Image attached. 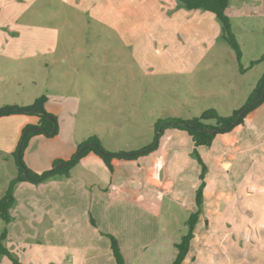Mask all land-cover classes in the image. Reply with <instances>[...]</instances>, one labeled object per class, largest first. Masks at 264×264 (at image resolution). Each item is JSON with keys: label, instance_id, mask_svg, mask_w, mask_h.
I'll list each match as a JSON object with an SVG mask.
<instances>
[{"label": "rangeland", "instance_id": "rangeland-1", "mask_svg": "<svg viewBox=\"0 0 264 264\" xmlns=\"http://www.w3.org/2000/svg\"><path fill=\"white\" fill-rule=\"evenodd\" d=\"M129 4L127 0L83 1L81 6L90 9L82 13L74 12L73 0H40L32 6L31 10L35 11L32 23L38 25L40 20L41 27L58 30L57 47L53 53L44 54L43 59L63 58L67 63L62 71L56 60L51 73L24 76L17 65L9 71V79L5 80L8 90L0 95V102L17 100L30 105L39 96L46 95L58 124L56 136L33 138L24 153L28 150L27 153L38 158L54 153L71 157L76 152L75 142L88 135L100 138L109 150L138 153L146 144L154 143L155 123L159 119L189 120L207 110L229 117L245 104L264 72V63L250 67L264 52V0H229L225 14L240 46L239 61L224 41L211 39L214 29L209 21L203 22L201 28L188 25L175 33L159 34L155 25L152 27L155 31L148 33L144 26L147 23L150 28L154 26L152 21L155 23L157 16L146 15L141 10L138 16L122 12V7L130 8ZM99 10L102 11L100 17ZM212 17L219 33L220 24ZM127 24L135 30L132 36L135 41L149 44L135 55L137 59H132L130 48L124 45V40H129L128 34L122 32L124 37L121 38V32L116 33L114 29ZM38 34L39 31L29 32L26 39L30 41ZM11 35L18 37V33ZM164 41L170 43V47H164ZM196 45L197 55L201 54L199 59ZM185 55L187 62L182 59ZM99 59L104 63H98ZM240 68L245 71L241 72ZM100 74L110 79L104 80L102 76L100 79ZM77 100L78 111L72 113L66 109ZM207 124H215V121H207ZM250 142L252 150L248 156L254 159L247 162L250 170L236 171L233 178L238 180H232L230 199L224 198L217 207L221 219L202 227L206 235L198 243L199 264H264V135H252ZM157 145L156 150L139 157L146 163L148 179L150 168H167L170 155L174 153L172 147L181 152L190 149L186 155L199 167L193 148H188L192 142L187 133L165 128L158 136ZM205 150L203 148L202 154ZM58 161L54 159L52 166ZM40 165L41 170L51 166L44 160ZM189 168L186 174L191 177ZM166 207L154 210L172 238L178 239V234L186 231L182 224L186 213L177 212L173 204L171 210ZM4 227L0 219V233ZM33 254L35 252L27 250L26 257L34 259ZM3 259L8 263L7 257Z\"/></svg>", "mask_w": 264, "mask_h": 264}, {"label": "crops", "instance_id": "crops-1", "mask_svg": "<svg viewBox=\"0 0 264 264\" xmlns=\"http://www.w3.org/2000/svg\"><path fill=\"white\" fill-rule=\"evenodd\" d=\"M38 1L40 0H0L1 96L8 90L5 80L9 79V71L13 65H17L24 76L36 72L51 73V67L56 60L58 68L61 67L60 70L66 69L64 66L67 62L63 58L43 59L44 54L53 53L57 47L58 30L41 27L40 20L38 25L32 23L35 11L31 9ZM83 1L86 3L89 0H73L74 12L82 13L90 9L81 6ZM127 1L130 3V8L122 7V12L138 16L141 10L146 15L157 16L156 22L152 21L154 26L151 25L150 28L148 23L144 26L148 33H153L155 25L159 34L160 32L175 33L188 25L201 28L203 22L209 21L214 29V37L211 39L220 38L224 41L221 38V28L218 33L217 25L213 21V14L208 16L200 10L187 11L178 7L175 0ZM98 13L100 17L102 11L99 10ZM99 20L101 21L100 18ZM102 21L104 22L103 19ZM114 29L116 33L121 32L119 33L121 38L124 37L122 32L128 34L126 37H129V40L125 39L124 45L130 48L132 59H137L135 55L149 46L147 43L142 44L133 39L135 30L128 24L124 28L114 27ZM34 31H39L38 36L30 41L27 40V33ZM11 33H18V37ZM164 42V47H170V43ZM30 46L32 48H29ZM195 48L197 55L198 45ZM200 55L196 58L199 59ZM182 59L184 62L188 60L186 55ZM98 63H104V60L99 59ZM31 64L34 66L32 67ZM101 76L104 80L110 79L102 74L100 79ZM118 78L121 80V76ZM15 83L21 87L19 82ZM46 97L45 111L53 115L49 98ZM263 102L245 117L243 124L228 133L217 135L209 148L202 146L197 148L202 161L207 166L206 185L203 191L202 213L182 264H199L198 243H201L206 235L202 227L213 225L221 219L217 207L224 198L226 201L230 199L229 193L233 191L232 183L238 180L233 178L236 171L250 170V164L247 162L254 160L248 156L252 150L250 138L252 135H264ZM13 105L28 106L17 100L0 102V108ZM79 108L78 100L66 107L72 113ZM37 122L36 116L28 114L0 117V198L10 180L17 174L14 153L19 147L22 133L27 126H35ZM37 137L44 136L33 138ZM88 137L90 136L75 142V151L77 146ZM98 140L106 152L126 153L109 150L100 138ZM149 145L146 144L141 150ZM192 145L188 148L194 149ZM203 148L206 150L202 154ZM171 151L174 153L170 155L166 169L163 167L149 169L151 180L145 173V161L139 157L133 160H112L113 171L110 172L101 158L89 154L69 170L68 176L57 175L38 184L28 181L18 183L14 188V205L9 210L10 222L4 223V228L7 229L4 247L16 257L19 264H117L111 249L110 237H112L118 247L121 264H171L176 255L174 245L180 241L185 232L179 233L177 240L172 238L154 208L163 209L167 205L166 208L171 210L173 204L177 212H185L186 216L182 222L185 231V222L189 214L195 210L194 195L200 173V167L193 165L194 162L186 155L191 151L190 149L189 152H181L178 148L172 147ZM27 152L29 151L23 153V162L36 174L50 170L54 159L68 161L72 157L54 153L38 158ZM43 160L51 165L47 166L46 170H41V165L38 166ZM184 164L186 166L183 167ZM188 166L191 177L186 174ZM186 182L191 183L187 185ZM210 196H212L211 200ZM169 210L167 213H171ZM171 214L176 219L174 214ZM27 250L35 252L34 259L26 257ZM3 258L5 256L0 258V264H12L10 260L7 263Z\"/></svg>", "mask_w": 264, "mask_h": 264}, {"label": "trees", "instance_id": "trees-1", "mask_svg": "<svg viewBox=\"0 0 264 264\" xmlns=\"http://www.w3.org/2000/svg\"><path fill=\"white\" fill-rule=\"evenodd\" d=\"M177 6L183 8L187 11L200 10L204 12L211 13L218 20L221 28V38L224 42L235 52L236 58L239 61L241 58L240 46L235 38V35L232 32L231 24L228 17L225 14V11L229 5V0H175ZM257 63H264V52L262 55L255 61L250 63V67ZM243 71L244 69H241ZM264 100V72L257 82L255 88L250 93L245 104L238 110H234L229 117H221L213 110H207L201 114L198 118H192L189 120L181 119H159L155 123V132L160 128L162 134L165 128L176 129L183 131L188 134L193 144V157L200 167L199 173V184L195 190L194 195V204L195 210L189 214L185 226L186 231L181 237L180 241L174 245L176 249V255L171 264H182L184 258L186 257L191 240L194 236V229L199 219V216L202 213L203 208V191L205 188V175L207 172V167L202 161L197 148L198 147H207L209 148L214 138L219 134H225L233 130L236 126L244 123L245 117L257 108ZM47 101L45 95L39 96L34 102L25 107H19L17 105L7 106L0 108V117L7 116L11 114H28L33 115L38 118V122L35 126H27L20 139V145L16 152L14 153V160L16 163L17 174L10 180L6 190L4 191L3 196L0 198V219L8 224L10 222L9 210L14 205V188L15 186L24 181L32 182L35 184L44 182L54 176L64 175L68 176L69 170L75 166L83 157L94 154L102 159L106 167L110 172L113 171L111 164L112 160H133L140 157L138 153H131V156L126 155V153H121L120 156L110 155L108 157H102L100 151H105L101 146L100 141L95 136L88 137L85 141L80 143L77 148V153L82 147L84 149L79 154L77 159H75L71 164L64 166L60 169H55V166L58 161L53 164L50 170L44 171L41 174H36L26 167L23 162V153L26 149L28 142L31 138L35 136H44L51 138L57 135L58 133V124L56 118L45 111L44 105ZM215 121V124H207V121ZM26 130H29L25 133ZM153 143L147 146L145 149L152 147ZM158 145H156L151 151L156 150ZM150 151V152H151ZM149 153V152H148ZM146 153V154H148ZM145 154V155H146ZM75 155V154H74ZM73 159V156L70 160ZM7 229L4 228L0 233V258L2 256L7 257L12 264H19L16 257L13 256L3 245V242L6 239ZM111 239V249L116 260L117 264H121V257L118 251L115 240Z\"/></svg>", "mask_w": 264, "mask_h": 264}, {"label": "water", "instance_id": "water-1", "mask_svg": "<svg viewBox=\"0 0 264 264\" xmlns=\"http://www.w3.org/2000/svg\"><path fill=\"white\" fill-rule=\"evenodd\" d=\"M28 131H29V130H26L25 133L28 132ZM160 132H161V129L159 128V129L157 130L156 135H155V140H154V143H153L152 147H150V148H148V149H144V150L138 152V154L143 155V154H146V153L150 152V151H151V150L157 145V142H158V136H159ZM20 144H21V143H19V145H20ZM84 147H85V146H84ZM84 147H82L77 153H75V155L73 156V159H72V160H69V161H66V162L59 163L58 165L55 166V169H60V168H62V167H64V166H67V165L71 164L75 159H77V157H78L79 154L82 152V150L84 149ZM100 155H101L102 157H108V156H110V155H113V156H120L121 153H109V152H106V151H100ZM126 155L131 156L132 154H131V153H126Z\"/></svg>", "mask_w": 264, "mask_h": 264}]
</instances>
